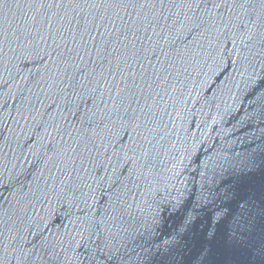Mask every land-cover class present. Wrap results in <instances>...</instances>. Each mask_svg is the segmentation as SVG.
Instances as JSON below:
<instances>
[{
  "label": "water",
  "instance_id": "obj_1",
  "mask_svg": "<svg viewBox=\"0 0 264 264\" xmlns=\"http://www.w3.org/2000/svg\"><path fill=\"white\" fill-rule=\"evenodd\" d=\"M0 264H264V0H0Z\"/></svg>",
  "mask_w": 264,
  "mask_h": 264
}]
</instances>
